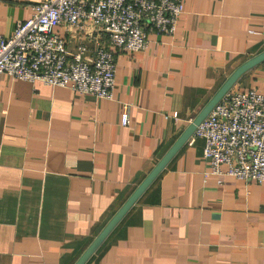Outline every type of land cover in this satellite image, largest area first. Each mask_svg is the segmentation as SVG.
Returning a JSON list of instances; mask_svg holds the SVG:
<instances>
[{
    "label": "crops",
    "instance_id": "1",
    "mask_svg": "<svg viewBox=\"0 0 264 264\" xmlns=\"http://www.w3.org/2000/svg\"><path fill=\"white\" fill-rule=\"evenodd\" d=\"M41 0H0L10 36ZM144 51L55 26L115 56L110 99L0 74V264H74L242 63L264 51V0H183ZM264 93V61L234 91ZM129 123H120L121 104ZM188 139L84 264H264V182L210 172Z\"/></svg>",
    "mask_w": 264,
    "mask_h": 264
},
{
    "label": "built area",
    "instance_id": "2",
    "mask_svg": "<svg viewBox=\"0 0 264 264\" xmlns=\"http://www.w3.org/2000/svg\"><path fill=\"white\" fill-rule=\"evenodd\" d=\"M13 33L0 35V74L110 99L115 85L114 53L101 43L73 49L55 26L107 34L117 50L135 53L148 35H173L183 0H41ZM129 105L121 104L120 123H129ZM204 140L202 158L210 172L246 182H264V93L227 91L196 126Z\"/></svg>",
    "mask_w": 264,
    "mask_h": 264
},
{
    "label": "water",
    "instance_id": "3",
    "mask_svg": "<svg viewBox=\"0 0 264 264\" xmlns=\"http://www.w3.org/2000/svg\"><path fill=\"white\" fill-rule=\"evenodd\" d=\"M264 61V51L251 57L241 65H239L230 76L224 81V83L218 88L215 94L208 100V102L202 107L194 119L188 124L180 136L175 140L171 147L164 153V155L158 160L154 167L149 171L145 178L135 188L127 200L121 205V207L115 212L111 219L106 223L103 229L88 245L84 252L79 256L74 264H84L87 259L95 252L99 245L104 241L108 234L113 230L121 218L126 214L135 201L141 196V194L149 187L153 180L163 170L169 160L179 150V148L187 142L192 135L196 126L207 116L211 109L217 104L222 96L229 91L235 84L237 79L247 70L256 66Z\"/></svg>",
    "mask_w": 264,
    "mask_h": 264
}]
</instances>
